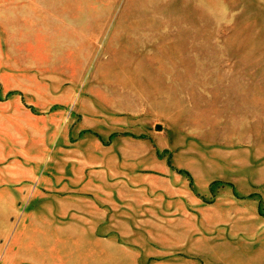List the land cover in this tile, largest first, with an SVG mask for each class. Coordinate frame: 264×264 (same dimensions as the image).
Returning a JSON list of instances; mask_svg holds the SVG:
<instances>
[{"label":"rangeland","instance_id":"374dc122","mask_svg":"<svg viewBox=\"0 0 264 264\" xmlns=\"http://www.w3.org/2000/svg\"><path fill=\"white\" fill-rule=\"evenodd\" d=\"M0 264H264V0H0Z\"/></svg>","mask_w":264,"mask_h":264}]
</instances>
